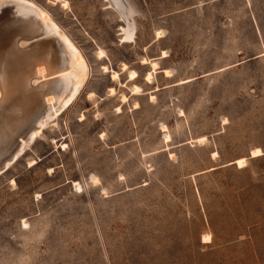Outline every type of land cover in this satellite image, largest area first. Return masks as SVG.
<instances>
[{
  "label": "rangeland",
  "instance_id": "rangeland-1",
  "mask_svg": "<svg viewBox=\"0 0 264 264\" xmlns=\"http://www.w3.org/2000/svg\"><path fill=\"white\" fill-rule=\"evenodd\" d=\"M22 1L90 76L0 173V264H264V0Z\"/></svg>",
  "mask_w": 264,
  "mask_h": 264
},
{
  "label": "bare ground",
  "instance_id": "bare-ground-1",
  "mask_svg": "<svg viewBox=\"0 0 264 264\" xmlns=\"http://www.w3.org/2000/svg\"><path fill=\"white\" fill-rule=\"evenodd\" d=\"M108 1L111 6L115 4L122 8L127 22L128 18H133L134 12L126 0V8L122 0ZM63 8H68L67 2L63 3ZM123 33L125 40L133 41L135 31L132 27L124 29ZM157 37L161 39L163 36L159 33ZM29 47L26 53H21ZM15 53L23 54V57ZM104 58L105 53L100 50L97 59ZM163 58H167L165 53ZM143 63L148 64V61ZM16 66V73L9 76L10 70L14 72ZM152 67L153 72L146 75L147 84H152L157 64L152 63ZM126 69L124 66L123 71ZM103 71L111 73L107 66ZM164 72L167 77L171 76L168 70ZM89 76L82 52L47 11L33 2L0 0V114L4 116L0 117V159L5 155L0 161V173L15 163L34 141L44 135L51 122H56L59 115L76 101ZM138 77L135 71H130L128 81H136ZM119 80L120 74L113 73L112 81ZM131 90L133 96L142 91L139 86H133ZM115 95V89L111 88L110 96ZM93 97L94 94H90L89 98ZM127 102L128 98L123 96L122 103ZM138 108L136 104L135 109ZM170 140L168 136L166 141ZM214 155L218 156L217 153ZM251 155L258 158L264 152L255 149ZM246 163L245 158L235 162L239 168L245 167ZM210 241V235H205L204 242Z\"/></svg>",
  "mask_w": 264,
  "mask_h": 264
},
{
  "label": "water",
  "instance_id": "water-1",
  "mask_svg": "<svg viewBox=\"0 0 264 264\" xmlns=\"http://www.w3.org/2000/svg\"><path fill=\"white\" fill-rule=\"evenodd\" d=\"M1 31H4L3 29H1ZM1 33H3V32H1ZM28 49H30V47L29 48H27V49H25V50H22L23 52H21V53H26L27 51H28ZM19 51H21V49L19 50ZM20 53V52H19ZM17 56H19V57H23L22 55L23 54H17V53H15ZM17 59H19V58H17ZM20 59H22V58H20ZM17 66H16V69L14 70V72H12L11 70H10V72L8 73L9 74V76H12V75H14L15 73H16V71H17ZM31 87V86H30ZM0 117H4L2 114H0ZM7 118V117H6ZM5 157V155L0 159V161L3 159Z\"/></svg>",
  "mask_w": 264,
  "mask_h": 264
},
{
  "label": "snow or ice",
  "instance_id": "snow-or-ice-1",
  "mask_svg": "<svg viewBox=\"0 0 264 264\" xmlns=\"http://www.w3.org/2000/svg\"><path fill=\"white\" fill-rule=\"evenodd\" d=\"M65 7H67V5H65Z\"/></svg>",
  "mask_w": 264,
  "mask_h": 264
},
{
  "label": "trees",
  "instance_id": "trees-1",
  "mask_svg": "<svg viewBox=\"0 0 264 264\" xmlns=\"http://www.w3.org/2000/svg\"><path fill=\"white\" fill-rule=\"evenodd\" d=\"M262 157V156H261ZM259 158V157H258Z\"/></svg>",
  "mask_w": 264,
  "mask_h": 264
}]
</instances>
